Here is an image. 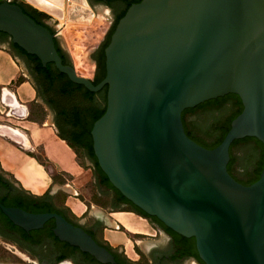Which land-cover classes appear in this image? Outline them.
I'll list each match as a JSON object with an SVG mask.
<instances>
[{
    "label": "water",
    "instance_id": "1",
    "mask_svg": "<svg viewBox=\"0 0 264 264\" xmlns=\"http://www.w3.org/2000/svg\"><path fill=\"white\" fill-rule=\"evenodd\" d=\"M72 1L67 20L91 23L90 0ZM29 2L49 15H64L61 6L50 10L46 3ZM17 3L37 10L20 0L0 3V33L44 67L54 64L71 82L93 93L108 88L106 112L91 135L97 163L113 187L170 230L194 238L204 264H264V165L250 186L228 171L235 141L256 138L264 145V0H142L131 5L105 49L106 76L98 85L63 63L55 34ZM230 94L241 99L243 111L223 142L210 150L193 141L185 131L184 111ZM83 161L93 170L97 203L109 212L131 211L112 208L113 192L100 185L92 163ZM0 209L27 232L54 220L60 241L102 264H115L106 245L60 214H35L1 203ZM164 238L138 242L148 251Z\"/></svg>",
    "mask_w": 264,
    "mask_h": 264
},
{
    "label": "flooded vegetation",
    "instance_id": "2",
    "mask_svg": "<svg viewBox=\"0 0 264 264\" xmlns=\"http://www.w3.org/2000/svg\"><path fill=\"white\" fill-rule=\"evenodd\" d=\"M4 1L6 0H0V3ZM135 1L136 0H90V3L94 11V4H100L105 10L108 9L109 14L111 13L114 16L113 25L117 16L125 9H129L131 5L135 4ZM42 21L46 25L45 27L49 28L50 31L55 34V43L64 55V58L61 57L63 63L74 67L68 52L60 43L58 38L59 31L55 30L54 27L46 21L45 17ZM12 44L10 39L5 40L4 37L0 35V46L4 45L8 47L3 49L9 52L11 56L18 58L19 62L17 63L26 70L27 75L24 74V76L28 78L36 93L34 101L28 104L26 109L28 120L31 119V121L37 122L39 125H43L47 120H50V124L56 128L58 135L68 143L75 144L82 159L90 161L95 167L94 158L89 150L82 144L90 140V138L93 142L91 135L92 130H90V127L93 125L94 119L98 116L100 111L105 107L107 109L108 88L104 87L101 91L93 93L83 85L71 82L69 78L60 73L52 63L48 64L53 65L54 69L51 73L45 70L39 71L38 64L32 60V58L14 49ZM101 44L95 48L91 54V59L95 67L93 76L92 78L85 77L91 80L94 85H98L103 81L101 80L98 83L95 82L98 72L97 65L93 58ZM47 66L43 67L47 68ZM78 76L81 75L78 74ZM2 100L7 107H12V105L6 104V101L10 103L12 101L10 93L7 95V93L4 92ZM34 116L36 119L32 120ZM195 119L194 116L189 118V120ZM233 175L238 180H244V178L237 175L235 170H233ZM0 197L5 199L3 202L0 201V203L6 207L20 208L35 214L57 213L62 215L69 222L82 227L87 233L92 235L99 244L106 245L115 258V264H204L199 258L196 241L193 243L192 240L189 242L179 241L153 222H151V224L155 227L157 233H159L161 237H165L164 241L152 246L148 251L143 252L144 256L139 257L138 260H132L128 257L124 248L114 249L99 240V235L103 229V224L100 220L94 221L92 224L88 222L83 223L75 219L67 208L59 206L56 199L40 198L39 200H35V197L33 198V196L6 177L4 185L0 188ZM20 204L28 206L33 211H28L18 206ZM110 205L116 210L120 208H131L129 205L119 203L117 198L111 199ZM54 228L55 221L51 220L47 222L42 229L27 232L15 226L4 214L0 213V243L10 245L17 252L23 253L31 260V264H62L64 262H69L71 264H102L91 255L80 251L77 247L60 241L54 235Z\"/></svg>",
    "mask_w": 264,
    "mask_h": 264
},
{
    "label": "crops",
    "instance_id": "3",
    "mask_svg": "<svg viewBox=\"0 0 264 264\" xmlns=\"http://www.w3.org/2000/svg\"><path fill=\"white\" fill-rule=\"evenodd\" d=\"M18 65L9 52L0 48V100L4 92L13 95L20 107L8 108L11 112L17 110L21 116L16 125L0 123V171L31 196L43 198L48 195L44 198L56 199L59 206L67 208L83 223L100 220L103 224L100 235L104 243L114 249L124 248L127 240L123 236L125 233L120 232L121 226L131 233L151 236L148 231H155V227L146 218L132 211L109 212L97 201L86 199L85 195L93 188H89V185L93 186L92 168L58 135L54 126L28 120L26 109L36 93L29 81L14 85L18 79L17 70L16 74L14 71ZM0 113L5 114L2 110ZM6 116L12 115L6 113ZM10 129L15 134L10 133ZM118 215H123L133 228L135 225L142 228L141 231L128 230L132 226L124 224ZM106 217H110L111 222Z\"/></svg>",
    "mask_w": 264,
    "mask_h": 264
},
{
    "label": "trees",
    "instance_id": "4",
    "mask_svg": "<svg viewBox=\"0 0 264 264\" xmlns=\"http://www.w3.org/2000/svg\"><path fill=\"white\" fill-rule=\"evenodd\" d=\"M141 1L142 0H136L135 3H139ZM17 4L21 5L24 12L27 13L30 17H32L37 23L46 26L42 21L43 18L46 17L44 13H41L38 10H31L23 4L20 3ZM127 10L128 9H125L122 13H120L117 16L115 23L111 26L105 40L103 41L100 48L97 50V52L93 57L97 65V72H98V75L95 80L96 83L103 80L106 76L105 49L110 44L111 37L116 29L118 22L124 17ZM0 35H2L5 40L9 39V36L5 33H0ZM12 47L16 49L18 52L22 53L23 55L32 58V60H34L38 64L39 71L45 70L48 73H51L53 71L54 69L53 65H48L47 68H44L37 57L26 54L25 51H23L15 44H12ZM56 47L61 57L64 58V55L62 51L59 49L57 44ZM242 111H243V104L241 99L237 95H233V94L226 95L224 97H220L214 100H210L192 109H187L184 111L182 115L186 134L199 145L210 150L214 149L223 142L224 138L226 137V135L228 134L231 128L232 121L236 117H238ZM105 112H106V107L100 111L98 116H96V118L94 119V123ZM192 116H194L196 119L189 120V118ZM93 125L90 127V130H92ZM70 144L75 149H77L75 144L73 143ZM82 145L87 150H89V152L91 153L92 157L95 160V170L101 181L100 185L106 187L108 190L113 192L115 198H117L119 203L129 205L131 207L130 208L131 211L157 224L162 229L167 231V233L177 238L179 241L189 242L192 240V243L195 242L194 238L187 239L175 233L174 231L170 230L157 218L148 216L140 209L135 207L130 201L124 198L123 195L113 187V185L108 180L107 176L99 167L93 151V142L91 138L90 140L84 142ZM236 149H238V152H236ZM230 156H231V160L228 165V171L239 183L245 186H250L260 179L264 165V145L260 141H258L256 138H245L242 140H237L231 146ZM236 166H239L240 169L244 171L245 174H247V177H244V180H238L233 175V170L235 169ZM4 183H5V177L3 172L0 171V188L4 185ZM44 197H48V195ZM34 199L39 200L40 198L35 197ZM3 200L5 199L0 197V201L3 202ZM18 206L28 211L32 210L28 206L23 204L22 205L20 204ZM0 213L3 214L1 211Z\"/></svg>",
    "mask_w": 264,
    "mask_h": 264
},
{
    "label": "rangeland",
    "instance_id": "5",
    "mask_svg": "<svg viewBox=\"0 0 264 264\" xmlns=\"http://www.w3.org/2000/svg\"><path fill=\"white\" fill-rule=\"evenodd\" d=\"M20 1L45 13L44 11H42V8L39 9L38 7H35V5L29 2V0H20ZM44 1H46L52 7L57 6L55 3L51 1L48 0H44ZM61 7L65 12L64 9L65 4ZM94 7H95V13L97 14L98 17H96V19L89 24L72 23L69 22L67 18H66L67 21L65 20V15L59 18L56 15L53 14L49 15L45 13L46 21L50 25H52L55 30L59 31V39L61 41V44L69 53L73 65L77 70L78 74L87 78H92L95 68L91 59V54L94 51V49L97 48L104 41L105 36L108 33L109 29L111 28L114 19L113 15L111 13L109 14V10L108 9L105 10L100 4H95ZM16 70L18 73V79L14 84L15 86H18L24 81H29L28 78L24 76V74L27 75V72L23 68V66L18 65V68L15 69L14 74H16ZM11 89L13 90L14 87H12ZM6 104L11 106L12 103L6 101ZM9 108L13 110V107H9ZM9 108L4 106L3 100H0V110H2L5 113L4 115L0 113V123L5 125H16V123L19 122L21 116L20 115L18 116L19 112L17 110L11 112ZM6 113L12 116L7 117ZM33 119L35 120L36 117L34 116L32 120ZM45 123L50 124V120H47ZM236 152H238V149H236ZM234 170L239 177L242 178L247 177V174H245L244 171H242L239 166H236ZM90 187L93 186L89 185V188ZM91 189L93 190V188H90V191L88 192V194L85 195V197L87 200H91L92 202L96 203V200L93 196V192L91 193ZM81 200L84 201L85 199L81 197ZM123 217H124L123 215L117 216V218H119V220H121L124 224L128 226L133 225L127 222L125 220V217L124 218ZM106 218L108 222H111L110 217H106ZM149 223L151 222L149 221ZM141 229L142 228L135 225L134 228H130L128 230L139 232L141 231ZM120 232L125 233V235L123 236L127 240H125L126 242H125L124 250L132 260H138L139 257L144 256L143 252H146L140 246L138 241L147 242V241H158L161 239V235L157 233L156 230L148 231L149 234H151L150 236V235L131 233L127 231L123 226H121ZM100 241L104 242L101 235H100ZM30 261L31 260H29L27 256H25L21 252L20 253L17 252L10 245H7L5 243H0V264H15V263L31 264Z\"/></svg>",
    "mask_w": 264,
    "mask_h": 264
},
{
    "label": "bare ground",
    "instance_id": "6",
    "mask_svg": "<svg viewBox=\"0 0 264 264\" xmlns=\"http://www.w3.org/2000/svg\"><path fill=\"white\" fill-rule=\"evenodd\" d=\"M48 1H51V2H53V3H55L56 5H57V7H60V6H63L64 4H65V7H64V9H65V12H64V15H65V20H66V18H67V10H68V7L70 6V5H72L74 2L72 1V0H64V2H63V4H57V2L55 1V0H48ZM38 2L39 3H46V4H48L46 1H44V0H38ZM30 4V3H29ZM35 5V4H34ZM49 5V4H48ZM67 5V6H66ZM35 7H38L39 9H41L40 8V6H38V5H35ZM49 7H50V10H53V8L55 7V6H51V5H49ZM96 17H98L97 16V14L95 13V11H94V15H93V20H95L96 19ZM64 20V19H63ZM92 20V21H93ZM67 21V20H66ZM80 24V23H79ZM11 98H12V101H11V105L12 106H19L20 107V105L17 103V100L14 98V96L13 95H11ZM10 133H13V134H15V132H12V130L10 129ZM124 218V217H123ZM130 228H133V226L132 227H130ZM138 229V228H137Z\"/></svg>",
    "mask_w": 264,
    "mask_h": 264
},
{
    "label": "built area",
    "instance_id": "7",
    "mask_svg": "<svg viewBox=\"0 0 264 264\" xmlns=\"http://www.w3.org/2000/svg\"><path fill=\"white\" fill-rule=\"evenodd\" d=\"M10 1V0H9Z\"/></svg>",
    "mask_w": 264,
    "mask_h": 264
}]
</instances>
